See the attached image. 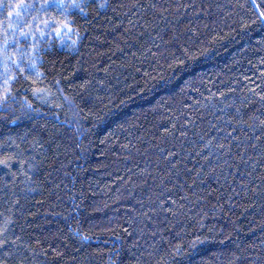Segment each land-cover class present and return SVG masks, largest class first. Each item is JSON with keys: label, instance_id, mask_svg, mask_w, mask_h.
Here are the masks:
<instances>
[{"label": "trees", "instance_id": "1", "mask_svg": "<svg viewBox=\"0 0 264 264\" xmlns=\"http://www.w3.org/2000/svg\"><path fill=\"white\" fill-rule=\"evenodd\" d=\"M75 2L0 0V264H264V0Z\"/></svg>", "mask_w": 264, "mask_h": 264}, {"label": "snow or ice", "instance_id": "2", "mask_svg": "<svg viewBox=\"0 0 264 264\" xmlns=\"http://www.w3.org/2000/svg\"><path fill=\"white\" fill-rule=\"evenodd\" d=\"M2 6V5H0ZM57 7H60L62 5L60 4H57L56 5ZM10 11L8 12V17L11 18L13 16V14H15V16L17 17H20L21 15V9L22 8H26L28 7L27 5H24L22 3H17V4H9L8 5ZM69 7H72V8H80V4L76 3L75 0H73V3L69 5ZM82 11V9H81ZM264 15V14H262ZM67 26V25H66ZM9 27H13L11 24L9 25ZM9 46V41L8 39H5L4 42H3V45L0 46V51H2L3 49H6L7 47ZM12 64L16 65L18 67V64L15 60L11 61ZM5 74L9 71V68H8V57L6 56L5 57ZM33 67H34V64H33ZM9 79L10 78H6L5 81H4V86H5V90L2 94L0 95H3L4 97H6L8 95V90H7V85H8V82H9ZM0 163H3L2 161H0ZM3 243H5L4 241H0V245H2Z\"/></svg>", "mask_w": 264, "mask_h": 264}]
</instances>
